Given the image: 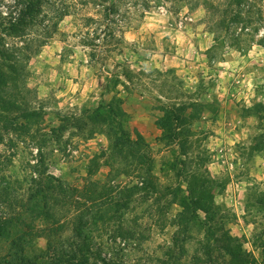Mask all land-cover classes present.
Returning <instances> with one entry per match:
<instances>
[{
    "label": "rangeland",
    "instance_id": "374dc122",
    "mask_svg": "<svg viewBox=\"0 0 264 264\" xmlns=\"http://www.w3.org/2000/svg\"><path fill=\"white\" fill-rule=\"evenodd\" d=\"M83 13L87 27L71 10L31 51L1 34L0 69L16 72L0 106V186L11 203L0 202V217L51 176L64 188L51 200L62 245L91 190L120 202L121 219L93 236L103 258L190 264L205 257V214L187 220L183 200L203 197L208 181L215 220L264 264V0H106ZM164 110L182 118L180 141L164 138ZM40 234L35 250L47 248Z\"/></svg>",
    "mask_w": 264,
    "mask_h": 264
},
{
    "label": "trees",
    "instance_id": "16d2710c",
    "mask_svg": "<svg viewBox=\"0 0 264 264\" xmlns=\"http://www.w3.org/2000/svg\"><path fill=\"white\" fill-rule=\"evenodd\" d=\"M11 1V5H6V11L0 9V43L1 40H4L1 34L19 37L27 43L28 48L26 47V49L29 51L33 49L36 43L40 47L44 46L48 39L56 33L58 23L63 21L71 10H75L78 15L80 14L82 25L87 27V21L92 19L83 12L87 11L91 5L104 8L106 3V0ZM115 10V5L112 8H105L104 13H107V19L117 14ZM48 11L52 13V16ZM33 36H36V38L30 39L32 43H29L28 38ZM3 49L0 44V57L8 59L6 53H9V51ZM20 50H23V48ZM8 57L10 60L17 62L16 57ZM3 66L0 69V106L8 103L6 89L9 87L10 81H14L10 74L16 72V69L12 66L6 64ZM3 68L8 71L5 72ZM163 112L164 114L159 122L164 130V138L169 137L174 141H180V136L173 128L176 123H181L182 118H175L176 114L172 110H164ZM128 144L131 147L133 146L130 141ZM146 175L148 177V182L145 183L146 188H150V173L146 172ZM34 183L35 187L27 196L26 202L17 207V212L12 205L10 209H14V212L0 217V245H2L0 247V264H119L115 259L102 257L101 251H98V248L94 245L93 236L101 223L105 225V223H114L115 220L121 219V217L116 216L118 210L114 208L118 207L120 202L116 201L115 198H107L101 193L92 196L90 195L92 191L86 190L87 193L82 194V196L88 199L91 205L76 216L72 237L68 239V244L64 246L59 241L63 238L62 234L65 229L62 226H56L58 222L55 220V207L51 202L53 198H58L57 191L61 193L64 190L62 183L51 176H48L42 182L35 180ZM208 183L207 181L202 186L203 197L183 200L186 211L191 214L187 220L193 218L198 209L205 214L206 245L203 252L205 257L204 259L194 257L190 264H253L250 255L246 253L240 240L233 237L222 224L215 220L218 207L210 194L206 192ZM8 189V186H0V202L4 206L9 204L11 207ZM93 189V191H98L99 186L95 185ZM52 221L53 224L55 223L52 228H48L46 231L37 230L39 222L50 223ZM42 232V235L47 239V248L35 250L32 248V244L37 238L41 237L40 233ZM124 246L126 248V244ZM261 248L264 259V243ZM165 255L169 258L168 254ZM169 259L170 261H167V259L160 260L159 264H171L173 258Z\"/></svg>",
    "mask_w": 264,
    "mask_h": 264
}]
</instances>
